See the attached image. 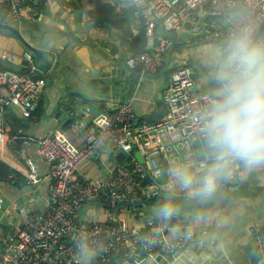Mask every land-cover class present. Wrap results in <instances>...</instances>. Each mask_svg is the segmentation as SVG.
<instances>
[{
    "label": "built area",
    "instance_id": "built-area-1",
    "mask_svg": "<svg viewBox=\"0 0 264 264\" xmlns=\"http://www.w3.org/2000/svg\"><path fill=\"white\" fill-rule=\"evenodd\" d=\"M47 0H0L5 5V17L23 18L35 11L39 3ZM135 17H143L146 38L145 49L128 55L125 66L129 69L141 65L143 71L156 73L165 63L170 47L181 43L178 38L164 36L157 27L180 31L189 20V31L201 29L197 9L203 5L208 11V31L200 40L220 43L225 39L230 25L226 20L237 10L253 18L264 34V0H126ZM22 2H25L22 5ZM16 54L3 51L2 58L16 61ZM27 61L19 71L0 69V142L5 134L4 115L10 108L17 109L26 119L36 118V108L43 79L40 69L29 50L22 53ZM195 71L188 64L169 69L168 86L163 94L166 106L164 114L155 121H140L129 100H122L116 107L90 116L85 107L81 118L75 119V127L81 131L82 146H75L61 130L50 129L37 141L39 155L49 164V190L43 211L25 216L19 225L9 232L0 231L2 253L0 264H74L72 237L87 232L103 241L106 251L98 264L106 263L118 255L128 260L137 259L142 252L174 253L189 242L204 243V234L193 232L192 240H172L167 230H161L158 242L145 246L144 237L157 230L149 218L143 225L128 226L121 219L109 216L104 221L78 224V213L86 205L103 201L116 207L130 203L138 209L140 200H150L163 193L165 176L162 174L169 162L179 161L201 146L195 114L206 101L209 91L193 90ZM73 113V112H71ZM12 120V119H11ZM13 122V121H12ZM23 132L19 127L9 140L16 142ZM111 147L122 151L119 164L109 166L99 176H87L79 171L82 162L89 158H102V150ZM184 149V157L180 150ZM140 154L138 160L135 152ZM114 153H112L113 155ZM27 170L24 180L36 184L40 180L37 163L26 157ZM237 168L233 176L239 175ZM232 176V177H233ZM223 183V182H222ZM0 199V203H1ZM173 223H179L174 220ZM182 225V224H181ZM260 259L264 260V237L259 238Z\"/></svg>",
    "mask_w": 264,
    "mask_h": 264
},
{
    "label": "crops",
    "instance_id": "crops-1",
    "mask_svg": "<svg viewBox=\"0 0 264 264\" xmlns=\"http://www.w3.org/2000/svg\"><path fill=\"white\" fill-rule=\"evenodd\" d=\"M102 1L109 2L118 15L125 16L122 27L96 24L90 14L95 8L93 0H47L39 3L32 14L27 15L24 9L21 19L9 17L24 37L43 52L48 64L45 67L42 59H33L40 69L38 75L43 79L38 99L40 110L36 118L26 119L15 108H9L4 115L5 134L0 142V159L20 172L22 180L17 185L0 180V231L7 233L25 216L45 209L50 181L49 164L39 155L37 145L44 133L59 129L79 147L83 144L81 131L74 123L76 118L82 120L85 107L90 108V116H95L116 107L122 100H129L138 120L147 121L141 116L157 114L160 105L163 106L169 70L164 76L145 77L143 69L137 74L124 63L128 55L135 53L140 42L136 36L140 17L134 16L126 0ZM4 14L3 11L0 15ZM12 35H0V61L3 51L14 52L17 56L15 62L23 60L22 53L27 49ZM217 50V44L203 42L199 38L181 41L170 47L166 58L174 55L184 59L174 60V66L188 61L195 71L196 90L208 91L209 77L203 70L194 67L192 61L200 62L212 74ZM82 121L88 123L90 119L83 118ZM17 122L21 124L25 139L20 147L15 148L10 146L14 143H10L9 137ZM197 148L201 146L196 145L194 152L187 157L198 155ZM117 152L108 146L102 150L101 159L89 158L78 169L84 175L99 176L109 166L119 164L115 159ZM180 154L184 157V149L180 150ZM27 156L37 163L40 180L36 184H27L24 180ZM150 202H140L135 209L130 203L114 207L95 201L79 211L77 221L78 224L104 221L111 216V211L128 206L135 211L134 215L125 214L123 217L131 225L117 218L128 226L143 225L148 220L146 207ZM180 203L182 214L174 220L182 225L196 212L211 217L208 223L193 230L196 233L206 230L203 244L192 241L174 253L142 252L139 258L133 260L115 255L100 264L262 263L258 240L264 237V169L246 172L241 168L239 175L222 183L217 196L208 204L197 205L183 199ZM256 248L260 254L258 260L254 259Z\"/></svg>",
    "mask_w": 264,
    "mask_h": 264
},
{
    "label": "clouds",
    "instance_id": "clouds-1",
    "mask_svg": "<svg viewBox=\"0 0 264 264\" xmlns=\"http://www.w3.org/2000/svg\"><path fill=\"white\" fill-rule=\"evenodd\" d=\"M226 24L228 33L215 53L213 86L194 117L201 151L164 169L162 198L146 207L157 230L144 237L145 246L155 245L161 230L172 240H192L194 228L211 217L196 212L183 225L173 223L182 214L181 199L208 204L237 168L264 169V34L242 10ZM72 242L74 264H98L106 251L104 242L87 232L75 233Z\"/></svg>",
    "mask_w": 264,
    "mask_h": 264
},
{
    "label": "water",
    "instance_id": "water-1",
    "mask_svg": "<svg viewBox=\"0 0 264 264\" xmlns=\"http://www.w3.org/2000/svg\"><path fill=\"white\" fill-rule=\"evenodd\" d=\"M25 2H22V5H24ZM3 7H5V5L0 6V9H2ZM197 15H198V24L201 26L200 31L198 32H190L188 27L190 25V21L187 20L184 23V28L181 29L180 31H169V30H164L162 28V26H158L157 27V32L159 34H162L164 36H168V37H172V38H178L181 41H194V40H198L201 36H203L207 31V22H206V18L209 15L208 11H203V5H200L197 9ZM137 33L136 36L139 38L140 42L138 44V47L135 49V52H141L145 49V43H146V38H145V33H144V19L143 17H140V21L137 24ZM0 28L2 29H6L8 31H11L16 37L17 39L23 44V46L29 50L33 57L37 58V59H42L46 65L45 67H47V60L45 58V55L43 54V52L38 49L37 47H35L34 45H32L22 34V32L13 24L9 23L8 21H0ZM174 60H184L182 57H178V56H174V55H169L166 60L164 65L162 66V68L156 72V73H150V72H146L144 71V73L142 75H144L145 77H153V76H157V75H161L164 76L166 71L170 68H172L174 66ZM187 61V60H186ZM188 62V61H187ZM184 62L183 64H190L189 62ZM1 65L5 68L14 70V71H19L22 69L23 65L27 64L26 60H22L20 62H15L12 61L8 58H2L0 61ZM193 64H196V67H198L200 70H203L204 73L209 77V85L207 90L210 91L212 88V82H211V75L207 69L206 66L202 65L200 62L193 60L192 61ZM142 67L141 65H137L134 68H131L130 71H133L137 74H140ZM196 86L193 87V90H196ZM163 107V110H161ZM164 110H166V106L163 103V106L160 105L157 114H153L151 116H147V115H143L141 116L142 118H144L147 121H155L157 120L160 115L164 112ZM197 154H199V152L201 151V148H197ZM138 160H141L140 154L136 151L135 152ZM124 158V153L122 151H118L115 154V159L117 163H120ZM225 182V181H223ZM261 264H264V260L262 261Z\"/></svg>",
    "mask_w": 264,
    "mask_h": 264
},
{
    "label": "trees",
    "instance_id": "trees-1",
    "mask_svg": "<svg viewBox=\"0 0 264 264\" xmlns=\"http://www.w3.org/2000/svg\"><path fill=\"white\" fill-rule=\"evenodd\" d=\"M95 8L90 12L91 16L94 19V22L98 25H104V24H110V25H114L116 27H122L123 23L125 22L126 18L123 15H118L115 11H114V6L112 4H110L109 2L106 1H102V0H93ZM3 11L5 13V10L0 9V14H3ZM3 17H5V14L2 15ZM174 67V66H173ZM3 68L2 65H0V69ZM171 69V68H170ZM169 70V69H168ZM39 110L40 107L39 105L36 108V115L39 114ZM11 119L15 122V120L11 117ZM16 124V123H14ZM17 127H15L16 129L18 127H21V124L17 122ZM13 129L11 134H13V132H15L16 129ZM25 139L24 137V133H21L18 135L16 142L14 144H11L10 146L14 145L15 148L20 147V144L23 142V140ZM12 143V142H10ZM0 180H8L10 182H14L16 185L19 184L22 180V174L20 172H18L17 170H15L13 167H11L9 164H7L6 162L2 161L0 159ZM162 194H160L159 196L153 198V199H157V198H162ZM151 199V200H153ZM151 200H147V201H151ZM145 200H140V202H147ZM139 202V203H140ZM2 253V246L0 244V255ZM255 260H258L260 257V254L258 252V249L256 248L255 251Z\"/></svg>",
    "mask_w": 264,
    "mask_h": 264
},
{
    "label": "rangeland",
    "instance_id": "rangeland-1",
    "mask_svg": "<svg viewBox=\"0 0 264 264\" xmlns=\"http://www.w3.org/2000/svg\"><path fill=\"white\" fill-rule=\"evenodd\" d=\"M11 19L9 18V23H11V24H13V25H15V23L13 22V20H11ZM0 32H3V33H0V35H4V33H6V34H13L11 31H8V30H4V29H1L0 28ZM12 36H14L15 38H16V36L13 34ZM16 40H17V38H16ZM17 42H19L20 43V41L18 40ZM169 51V50H168ZM192 65L194 66V67H196V64H193L192 63ZM145 203V202H144ZM107 210H108V212H109V208H107ZM116 211V212H115ZM134 210H132V208L131 207H122L121 209H115V210H113V212L111 211V217H114V218H117V217H120L121 219H124L125 220V222L128 224V225H131V224H129V221H127L126 219H125V217H123L125 214H132V216L134 215ZM120 214H122V216L120 215Z\"/></svg>",
    "mask_w": 264,
    "mask_h": 264
}]
</instances>
